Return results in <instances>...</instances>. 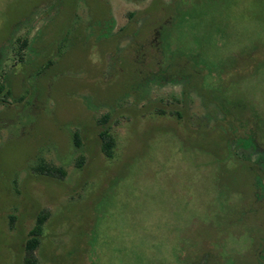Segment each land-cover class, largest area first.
<instances>
[{
    "label": "rangeland",
    "instance_id": "374dc122",
    "mask_svg": "<svg viewBox=\"0 0 264 264\" xmlns=\"http://www.w3.org/2000/svg\"><path fill=\"white\" fill-rule=\"evenodd\" d=\"M0 84V264L264 263V0H0Z\"/></svg>",
    "mask_w": 264,
    "mask_h": 264
},
{
    "label": "trees",
    "instance_id": "16d2710c",
    "mask_svg": "<svg viewBox=\"0 0 264 264\" xmlns=\"http://www.w3.org/2000/svg\"><path fill=\"white\" fill-rule=\"evenodd\" d=\"M3 90H4V86L2 84H0V91L2 92ZM107 119L108 118H105L104 120L106 121ZM244 125L247 126V124H244ZM248 133L249 134H247L246 136H242V137L240 136L237 139V141H238L237 147L242 146L243 148L248 149L247 151L246 150L244 151L243 157L245 159H250L249 158V153L251 151L256 152V153H260V155H261L260 161L255 162V164L258 165V166H256L257 169H259L261 165H264V125L263 126H259L258 123H255V127L250 128ZM100 136L102 138V149H103V152L110 156L112 154L114 140H113V137L110 134L109 128L108 127L104 128L101 131ZM75 137H76V140H77V144L79 145L80 144V135H79V133H76ZM228 144H229V148H230L231 154H233L235 158H238V160L240 162L244 163L245 160L243 158H241L240 156L238 157V155H239L238 153H235V149H234V146L232 145V142L230 143V141L228 140ZM43 172L46 173V174H49V175L55 174V171L53 172V170L50 169V167L48 165L44 166ZM59 172L62 174V176H64V172L63 171L60 170ZM260 172H262V171L260 170ZM53 176H55V175H53ZM255 178L260 179L261 184L264 185L263 172H262V174L259 173L258 175H256ZM263 194H264V192H263ZM43 219H44V217L40 216L39 221L41 222ZM39 231H40V229H39V226H38L36 229H34V234L38 235ZM38 240H39L38 238L32 237L31 239L28 240V242L26 244L27 253L29 255V258H27L28 264L31 261L33 262V260H34L33 252H34V249L36 248V245L38 244ZM258 255H259L260 259H261V257L264 258V248L261 250V252L259 251ZM260 259H259V261H260ZM259 264H264V263L263 262H259Z\"/></svg>",
    "mask_w": 264,
    "mask_h": 264
}]
</instances>
